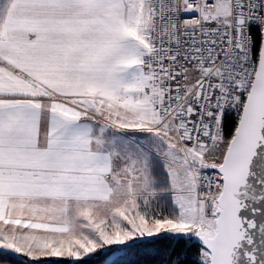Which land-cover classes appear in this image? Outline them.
I'll return each instance as SVG.
<instances>
[{"label":"crops","instance_id":"obj_1","mask_svg":"<svg viewBox=\"0 0 264 264\" xmlns=\"http://www.w3.org/2000/svg\"><path fill=\"white\" fill-rule=\"evenodd\" d=\"M124 15L118 0H0L3 244L17 245L12 226L64 227L73 206L126 203L115 181L137 179V121L152 109L143 118L133 95ZM120 116L116 144L91 118Z\"/></svg>","mask_w":264,"mask_h":264},{"label":"rangeland","instance_id":"obj_2","mask_svg":"<svg viewBox=\"0 0 264 264\" xmlns=\"http://www.w3.org/2000/svg\"><path fill=\"white\" fill-rule=\"evenodd\" d=\"M118 1L120 5L124 2L125 6V27L130 44L127 67L133 95H142L138 104H141L139 109L140 112L143 110V118L146 117L144 109L148 105L152 109L148 118L137 121L138 133L135 134L141 140L137 164L141 170L135 174L137 179L123 185L115 181L118 189L125 192L126 203L114 196L111 201L102 203V209L88 204V208L73 206L68 220L62 222L64 227L48 222L44 227L29 226L24 230L12 226L8 239L17 240V245L3 244L5 229L0 230V264H10V257L19 260L16 261L19 264H46L49 261L82 264L93 259L94 254L106 259L101 264H114L125 255L124 249L128 245L160 236L198 243L202 248L200 262L212 264L213 255L208 245L218 239L217 214L222 189L204 197L198 192L194 176L195 172L220 166L231 141L225 139L224 132L220 149L193 148L187 141L177 138L171 125L158 118L155 107L161 102L158 103L161 91L153 86L152 75L145 67L154 29L153 0ZM257 30L261 31L260 28ZM91 118L110 129L114 136L109 138L115 144L116 134L126 129L120 127L124 126L123 116H120L122 120L114 117L106 124L96 117ZM130 125L132 128L135 123ZM18 244L24 251L12 249Z\"/></svg>","mask_w":264,"mask_h":264},{"label":"built area","instance_id":"obj_3","mask_svg":"<svg viewBox=\"0 0 264 264\" xmlns=\"http://www.w3.org/2000/svg\"><path fill=\"white\" fill-rule=\"evenodd\" d=\"M152 20L145 67L162 95L155 113L191 147L220 149L226 114L239 122L256 80L264 0H153ZM194 177L204 197L223 187L210 169Z\"/></svg>","mask_w":264,"mask_h":264},{"label":"water","instance_id":"obj_4","mask_svg":"<svg viewBox=\"0 0 264 264\" xmlns=\"http://www.w3.org/2000/svg\"><path fill=\"white\" fill-rule=\"evenodd\" d=\"M210 170L223 184L212 264H264V30L253 89L222 164Z\"/></svg>","mask_w":264,"mask_h":264},{"label":"trees","instance_id":"obj_5","mask_svg":"<svg viewBox=\"0 0 264 264\" xmlns=\"http://www.w3.org/2000/svg\"><path fill=\"white\" fill-rule=\"evenodd\" d=\"M255 52H258L262 44V33L254 30ZM238 126V120L234 113L229 112L224 120L225 139L232 140ZM209 170V169H206ZM125 255L114 264H202L200 262L202 248L194 241L186 239H173L169 236H160L150 240L134 242L125 247ZM111 252V251H110ZM94 258L86 260L82 264H101L106 259H100L94 254ZM15 260L14 262H12ZM14 257L8 258L10 264H19ZM100 261V262H99ZM46 264H76L69 261H49Z\"/></svg>","mask_w":264,"mask_h":264}]
</instances>
